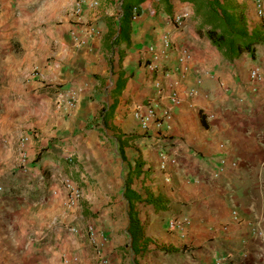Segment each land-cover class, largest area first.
I'll return each instance as SVG.
<instances>
[{"label": "crops", "instance_id": "1", "mask_svg": "<svg viewBox=\"0 0 264 264\" xmlns=\"http://www.w3.org/2000/svg\"><path fill=\"white\" fill-rule=\"evenodd\" d=\"M84 2L77 15L78 0H51L49 14L68 19L36 47L48 42L42 56L49 59L28 67V84L11 80L5 92L9 119L22 129L19 162L26 151L28 170L44 179L31 188L40 190L45 252L53 260L67 253L68 264H211L213 253L224 252L240 264L238 249L251 230L233 211L250 218L252 199L264 197V81L251 79L256 66L264 72V43L254 57L225 59L187 0ZM221 2L240 8L249 31L264 41L257 0ZM23 12L0 15V82L8 73L21 78L12 27L26 19ZM24 134L30 138L23 146ZM163 155L176 159L166 170ZM139 162L143 173L131 187L165 206L137 202L151 238L146 253L133 249L125 196ZM78 216L85 221L73 222Z\"/></svg>", "mask_w": 264, "mask_h": 264}, {"label": "rangeland", "instance_id": "2", "mask_svg": "<svg viewBox=\"0 0 264 264\" xmlns=\"http://www.w3.org/2000/svg\"><path fill=\"white\" fill-rule=\"evenodd\" d=\"M24 1L9 0V3L0 8L2 18L12 12L16 17L25 13L23 11L27 13L26 19L20 18L14 21L16 25L13 23L12 27V43L16 48V58L20 65V81L16 80L15 74L8 73L5 81L0 82V264H66L67 253L58 252L57 258L53 260L52 255L44 250L45 243L40 236L37 223L40 218L36 214L38 212L36 205L42 201L39 197L40 190L37 192L31 188L33 183L43 182L44 179L40 174L35 175L34 172L24 170L20 166V150L16 144L22 129L16 124L18 121L12 123L9 119L10 96L6 97L5 92H9L12 82L14 85L20 82L28 84V67L31 64L32 68L44 64L49 59L42 56L45 52H50L47 42L49 40L38 48L41 51L38 57H33L34 53L39 51L36 47L42 41L43 35L49 37L51 28L66 23L68 17L55 20L48 12L51 0L46 3V0L44 3L40 0L39 4L35 0H30L26 8ZM230 3L233 5V2ZM73 18L76 19L74 15ZM56 45L58 43L52 41V46ZM256 67L264 76L262 67L260 65ZM262 85H257L255 89H259ZM254 198L250 206L252 207L250 218L245 219L238 210L233 211L238 213L237 219L246 220L251 230L249 241L244 240L238 249L241 251L240 264H264V197ZM75 219L73 222L85 221L84 216ZM85 246L86 244L81 247L85 248ZM219 254L226 257V261L230 264H238L233 253ZM211 256L214 258L215 253ZM213 258L211 264H214Z\"/></svg>", "mask_w": 264, "mask_h": 264}, {"label": "trees", "instance_id": "3", "mask_svg": "<svg viewBox=\"0 0 264 264\" xmlns=\"http://www.w3.org/2000/svg\"><path fill=\"white\" fill-rule=\"evenodd\" d=\"M195 4L196 12L203 18V25L206 26V35L211 39L223 54L225 59L234 60L244 53L255 56L256 48L264 43L263 39L251 33L248 29L246 17L243 11L237 7H229L221 0H187ZM137 14L141 9L136 6ZM130 16L123 20V25L130 21ZM146 175L149 171H145ZM143 173V164L137 163L135 169H131L125 184V196L129 200L130 226L132 235V246L136 253H146L149 251L151 238L146 236L145 224L140 220L136 209L137 202L154 204L157 208H164L161 199L149 193L146 198L131 187L133 178Z\"/></svg>", "mask_w": 264, "mask_h": 264}, {"label": "built area", "instance_id": "4", "mask_svg": "<svg viewBox=\"0 0 264 264\" xmlns=\"http://www.w3.org/2000/svg\"><path fill=\"white\" fill-rule=\"evenodd\" d=\"M86 4L87 3L84 2V0H78V7L75 9V12H76L77 15H80L83 12L84 6H86ZM256 5H257L258 13L260 15H264V3H263V1L262 0H257ZM183 20H184L183 17H178L175 20V22H176V24L179 27H181L183 25V23H184ZM251 79L252 80L262 79L264 81V76L261 74V72H260L258 67L252 69V71H251ZM75 101H76L75 98L72 97L71 100H70V105H74ZM148 106L150 108L149 109L150 110V114H154L155 113L154 104L152 102H149ZM144 119H146V118H144ZM29 138H30L29 134L22 135L21 144L24 146V144H26L28 142ZM157 138L159 140L160 139H165L166 136L161 133L160 135H158ZM27 159H28L27 153H26V151L23 150L22 160L20 162V166L24 170H28V168H29V163H28ZM169 161L171 163H175L176 159H175V157L168 158L167 155H163L162 156V162L160 164V167H161L162 170H166L167 169ZM71 192L75 195V197H78L80 195V190L79 189H73L72 188ZM74 195H73V197H74ZM234 214H235L236 217H238V213L236 211L234 212ZM76 229L77 228H75V227H70V230L72 232H75ZM213 260H214V264H230L229 262L226 261V257H224L222 254L215 255ZM101 261L103 262V264L106 263L105 259H102Z\"/></svg>", "mask_w": 264, "mask_h": 264}]
</instances>
